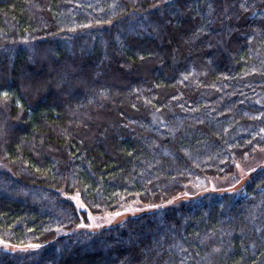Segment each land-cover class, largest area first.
<instances>
[{
  "label": "trees",
  "instance_id": "1",
  "mask_svg": "<svg viewBox=\"0 0 264 264\" xmlns=\"http://www.w3.org/2000/svg\"><path fill=\"white\" fill-rule=\"evenodd\" d=\"M256 151L264 0H0V264H264Z\"/></svg>",
  "mask_w": 264,
  "mask_h": 264
},
{
  "label": "rangeland",
  "instance_id": "2",
  "mask_svg": "<svg viewBox=\"0 0 264 264\" xmlns=\"http://www.w3.org/2000/svg\"><path fill=\"white\" fill-rule=\"evenodd\" d=\"M263 156H264V151H256L253 156L246 157V165L242 164V168H240V164H238V169H237V177L234 180V182H220L219 179H202V180H194L190 183L186 191L183 193V195L176 200V203H180L181 201L185 199H189L187 197L190 196H195L198 194V191L201 193L206 189H213L211 191H216L219 189H230L234 184H236L238 181H241L244 176L246 175L247 172H249L251 169L256 167L258 164L263 162ZM250 162V163H248ZM245 166V168H244ZM217 189V190H216ZM70 198L73 200V202L76 204L78 209H86L85 204L80 198V195L78 193L70 195ZM174 202V201H172ZM158 205L155 204H141L138 201H133L128 204L123 205L120 210L116 212H107V213H102V214H97V215H89L88 220H83L79 226L78 229H90V230H97L101 229L110 225H116L118 223L123 222L125 219H127L129 216L139 214L144 211H152L156 209ZM5 247V243L0 241V248Z\"/></svg>",
  "mask_w": 264,
  "mask_h": 264
}]
</instances>
